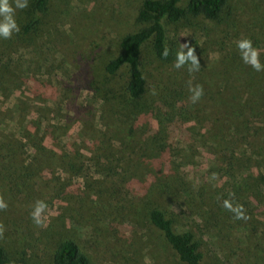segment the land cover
Returning <instances> with one entry per match:
<instances>
[{"label":"rangeland","instance_id":"obj_1","mask_svg":"<svg viewBox=\"0 0 264 264\" xmlns=\"http://www.w3.org/2000/svg\"><path fill=\"white\" fill-rule=\"evenodd\" d=\"M140 1L53 0L41 26L42 38L21 57L20 68L28 77L22 89L14 93L19 99L4 100L1 115L11 126L13 117L27 109L29 119L39 125L40 131L49 127L44 144L53 152L39 159L42 170L31 186L19 192L0 188V197L8 204L7 210L0 211V224L8 242L25 249L33 264H51L55 242L62 237L75 240L88 255L89 264H182L169 253L157 232L130 214L126 204L116 211L119 206L110 196L116 184L111 178L100 182L98 178L104 175L91 172L97 180L91 181L93 187L90 184L86 188L80 176L65 169L62 156L64 150H77L87 167L94 151L108 150L116 158L117 149V155L133 159L137 157L135 153H140L139 143L132 138L134 133H128V128L116 133L121 127L116 126V115L109 113L103 99L87 89L92 78L103 80L104 65L117 53L119 37L130 27ZM167 31L177 36L179 47L187 43L195 48L200 70L189 73L187 65L177 69L174 62L160 61L147 44L141 53L145 75L153 82H183L187 89L191 80L193 85L203 86L205 96L217 94L224 87L257 113L260 110L262 120H252L255 130L248 141L239 143L242 162L233 170L235 175L251 171L257 174L255 165L264 153V71L257 72L241 60L235 41L242 36L250 38L264 64V0H229L219 19L189 17L167 26ZM13 103L20 112L12 110ZM175 141H170L166 154H170L169 158L162 159L160 169L186 184L168 205L179 220L177 229L191 228L202 238L206 257L211 261L264 264V206L255 210V225L258 220L263 222L255 232L246 224L231 221L212 225L201 220L196 212L201 210L194 206L196 195L191 190L200 181L219 178L207 170L209 162H217L204 148L179 146L182 148L176 150ZM226 179L224 176L218 182ZM85 191L90 196H85ZM98 192L102 195L96 197L94 193ZM37 200L48 205L47 227H37L31 218Z\"/></svg>","mask_w":264,"mask_h":264},{"label":"trees","instance_id":"obj_2","mask_svg":"<svg viewBox=\"0 0 264 264\" xmlns=\"http://www.w3.org/2000/svg\"><path fill=\"white\" fill-rule=\"evenodd\" d=\"M52 1L28 0L27 8L15 11L20 31L14 32L10 39L0 38V188L4 190L10 188V191L19 192L21 188L31 186L42 170L39 159L53 152L44 144L49 127L40 131L39 125L29 119L27 109L21 113L17 104H12V110L20 113L13 117L11 126L1 115L4 100L19 99L14 93L22 89L28 77L20 68L23 63L21 57L42 38L41 26ZM228 2L141 0L130 27L119 37L117 53L104 65L103 80L92 78L87 83V89L95 97L103 99L109 113L116 115V126H121L116 133H121L124 128H128L131 135L134 133L132 138L139 143L137 150L140 153H135L137 157L133 159L117 155L120 152L117 149L116 158L108 150L94 151L93 160L87 163V167L86 160L77 150H64L62 155L65 169L74 176H80L86 188L92 180H97L93 179L92 173L104 175L98 178L100 182L111 178L116 184L113 189L116 197L110 193L119 206L116 211L126 206L133 217L144 221L159 234L169 253L182 264L219 262L207 259L203 239L197 237L191 228L177 229V215L168 207L180 188L186 186L185 182L179 183L176 176L174 178L160 169L162 161L169 158L170 154H166L170 141L176 140V150L182 147L204 148L217 162L213 165L209 162L207 170L219 178L210 182L200 181L199 187L191 190L196 195L194 206L201 210L196 211L198 217L212 225H226L231 221L236 225L246 224L250 231L255 232L257 225L263 224L260 220L256 225L254 222L255 210L264 206V167L261 168L264 153L261 156L259 153L260 162L258 160L255 165L257 174L251 171L235 175L233 170L242 162L237 149L239 143L248 141L249 134L255 130L252 120H262V115L260 110L257 113L251 105L239 101L240 97L230 94L224 87L217 94L203 95L197 103H192L189 99L191 93L183 88V82L149 80L141 62V53L150 44L157 59L173 63L179 41L177 36L168 35L167 26H174L189 17L217 20ZM165 47L169 53L167 58L164 57ZM185 124H189L188 127ZM188 130L193 132L188 134ZM144 154L148 159L144 160ZM145 174L150 175L146 177ZM224 176L227 179L219 183ZM191 184L194 186L193 182ZM85 192V196H90L88 191ZM94 194L96 197L102 195L100 192ZM225 199L234 205H242L249 218L234 219L233 213L222 207ZM103 207L107 206L103 203ZM10 260L16 264H33L26 250L13 246L4 234L0 238V264H8ZM51 264H89V258L75 240L62 237L55 242Z\"/></svg>","mask_w":264,"mask_h":264},{"label":"clouds","instance_id":"obj_3","mask_svg":"<svg viewBox=\"0 0 264 264\" xmlns=\"http://www.w3.org/2000/svg\"><path fill=\"white\" fill-rule=\"evenodd\" d=\"M28 7V0H0V38L10 39L14 32H19L20 28L15 19L16 9H24ZM236 48L240 54L241 60L252 67L255 71H264V64L260 60V51L253 45V41L247 37H241L235 41ZM187 49V51H186ZM168 49L165 47L164 57L168 56ZM187 65L189 73L198 72L200 70V61L195 53V48L190 47L189 44H180L176 52L174 67L180 69ZM188 89L191 93L189 99L192 103H197L204 94L202 85H193L192 81H188ZM222 207L232 212L234 219L247 220L249 217L246 215L242 205H234L231 200L225 199L222 202ZM8 204L0 197V211L7 210ZM48 205L43 200H37L33 205L30 213L33 223L37 227H47V212ZM4 235V226L0 224V238ZM8 264H16L14 260H10Z\"/></svg>","mask_w":264,"mask_h":264}]
</instances>
